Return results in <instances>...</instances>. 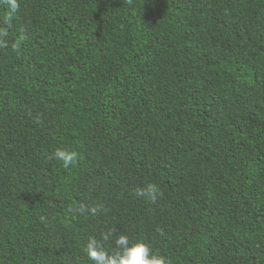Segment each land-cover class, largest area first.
<instances>
[{
    "label": "trees",
    "instance_id": "1",
    "mask_svg": "<svg viewBox=\"0 0 264 264\" xmlns=\"http://www.w3.org/2000/svg\"><path fill=\"white\" fill-rule=\"evenodd\" d=\"M19 3L0 50V264H92L88 240L113 229L169 264H264V0ZM61 148L79 167L48 159ZM149 184L156 203L135 195Z\"/></svg>",
    "mask_w": 264,
    "mask_h": 264
},
{
    "label": "clouds",
    "instance_id": "2",
    "mask_svg": "<svg viewBox=\"0 0 264 264\" xmlns=\"http://www.w3.org/2000/svg\"><path fill=\"white\" fill-rule=\"evenodd\" d=\"M129 5L132 0H125ZM0 5L7 9V15L4 17V23L7 26L4 30H0V50L8 49L7 29L12 28L15 14L20 11L19 0H0ZM23 33L24 30H21ZM26 39V33L21 35L20 40L12 45V51L20 54L21 43ZM49 160H56L61 163L65 170H70L74 167H79L81 155L77 151L68 149H57ZM135 195L139 198H146L151 203H156L159 198L164 196V192L157 184H149L146 188L137 189ZM81 215H91L98 217L101 214L106 215L105 206L103 204H95L91 208L87 205H80L73 209ZM163 235V231L159 230ZM115 240V250L109 251L106 245L112 240ZM84 252L92 264H169V260L153 251L150 244L146 242H135L126 234H119L115 229L101 234L100 239L92 237L88 240Z\"/></svg>",
    "mask_w": 264,
    "mask_h": 264
}]
</instances>
